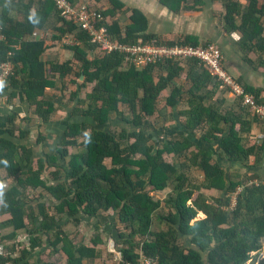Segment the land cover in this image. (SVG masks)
Returning a JSON list of instances; mask_svg holds the SVG:
<instances>
[{"label":"trees","instance_id":"obj_1","mask_svg":"<svg viewBox=\"0 0 264 264\" xmlns=\"http://www.w3.org/2000/svg\"><path fill=\"white\" fill-rule=\"evenodd\" d=\"M68 1L76 8L84 4L79 0ZM158 1L173 12L189 2ZM245 1L242 6L237 0H222L224 29L239 34L236 45L241 59L254 70L260 68L264 72V0ZM108 2L110 7L105 11L95 5L91 8L101 12L112 39L119 43H134L138 38L164 43L145 34L147 18L138 9L128 11L129 23L121 33L115 18L123 5L118 0ZM191 4L190 8H199L203 0H191ZM51 15L56 19L51 28L54 33L47 36L51 41L70 33L84 47H93L88 35L76 23L59 14L53 0H0V34L4 37L0 43V63L12 52L10 60L14 65L8 81L13 90L9 101L19 96L21 102L30 104L35 115L48 121L61 105L54 103V96L48 95L46 89L57 88L56 82L60 80V90L65 91L68 86L65 78L73 76L70 82L76 90L68 96L74 102L71 113L73 117H82L67 123L55 147L60 159L67 161L56 165L50 172L51 180L47 181L42 171L47 159L55 162L56 156L34 157L29 144L21 141L29 138L30 131L17 125V114L0 115V172L3 170L12 179L8 188L3 189L0 203V218L8 216L0 220V232L12 228L9 235L0 234L3 249L0 264H31L27 261L29 255L47 241L51 248L49 254L63 252L67 264H95L100 256L95 246L102 244L99 227L91 238V247L75 246L63 231L62 222L68 217L71 223L77 224L82 216L95 218L108 210L116 212L119 222L112 237L120 255L118 264H137L141 254L153 257L158 264H245L250 253L256 256L264 249V184L244 185L230 208V193L239 180L226 176L211 147L216 143L214 148L219 159L232 161H245L255 149L260 151L261 146L244 145L241 141L239 132L247 130L249 120L243 116L246 113L239 106L240 101L237 99L236 110L227 109L224 114L215 105L206 106L204 98L218 84L196 60L159 64L165 75L159 74L157 78L155 65L137 69L127 64L119 53H99L89 59L78 45L69 47L76 63L45 62L41 58L47 49L45 41L30 38L33 32L47 29ZM180 42L199 45L196 38L189 36ZM249 54L255 57V64ZM186 63L188 89L174 83ZM81 75L84 79L79 83ZM235 81L259 102L264 89ZM168 85L172 87L164 98V106L173 109L181 103L187 104L186 110L179 111L184 117L179 122L190 131L161 141L149 134L151 124L145 117L157 114V105L162 101L160 93ZM83 89L88 92L80 98ZM124 109L132 117H125ZM114 119L120 122L118 133L107 128ZM222 122L227 124L226 128ZM198 129L203 132L197 140L208 143V148L199 146L191 138ZM39 133L38 142L44 139ZM167 155L184 157L185 167L199 168L203 172L202 183H192L184 167L176 168L172 160L167 161ZM2 180L0 175V183ZM167 187L172 192L163 201L154 198L153 191ZM201 188L215 189L222 194L209 202ZM161 208L167 210L164 215L158 214ZM160 224H164V230L154 228ZM21 232L26 234L27 243H16L19 249L15 244L5 247L6 239L11 240ZM181 238L189 240V245L182 247ZM17 249L16 258L5 253ZM59 256H55L57 264ZM261 260L264 264V257Z\"/></svg>","mask_w":264,"mask_h":264},{"label":"crops","instance_id":"obj_2","mask_svg":"<svg viewBox=\"0 0 264 264\" xmlns=\"http://www.w3.org/2000/svg\"><path fill=\"white\" fill-rule=\"evenodd\" d=\"M79 1L83 2L84 4H89L90 6L95 5L102 11H105L110 7L108 0H99V1L79 0ZM118 1L123 5V7L121 8V11L117 13L116 15L117 17L115 19L118 21L121 33L125 25L129 23L128 11L132 9H138L147 18V30L145 34L151 35L152 37L167 43L180 42L185 37L189 36L196 38L199 45L204 43L207 44L211 42L213 44H218L224 57V63H226L228 67V69L226 67V70L234 79L239 81L241 84L247 85L254 89L256 88L264 89V72L262 70L260 71L254 70L251 66L247 65L239 55L238 47L236 45L237 40L239 39V34L237 32H227L224 29V21L222 19V14L224 13V11L223 13H221L223 9L222 0H203V5L199 8L196 7L194 9L190 8L192 4H191V0H189V2L183 4L181 9L177 12H173L169 10L167 7L163 6L158 0H118ZM237 1L242 6L246 3L245 0H237ZM122 11H124V13L121 14ZM17 19L20 20L21 19L20 16H18ZM219 19H221L222 21L221 23L223 24V26L221 24V26L223 27V32L222 29L218 30V27L216 25L217 23L216 20L218 21ZM106 20L109 24H111V19L109 16L106 17ZM55 22H56L55 16L51 15L49 21L47 22V26H46L47 29L41 31L43 35L44 34L46 35L44 40L47 45V49L41 56L43 61L45 62L56 61L60 64L76 63L74 59V52L69 48L70 46H74V45H78L82 49H84L89 59H93L98 56V54L94 53L95 51L93 47H89V48L84 47L75 38V36L70 33H66L64 36L61 37L60 40H57L55 42L51 41L47 36L48 34L54 33V31H52L51 28L53 27ZM65 41H67L68 43H65ZM248 57L251 60H253L254 58L253 55L252 57L248 55ZM191 61L188 60L186 62L188 63ZM187 63L182 65L183 72H181L180 78L183 74L185 76V84H187L186 86H188V84L190 86V81L186 78L187 70L189 69ZM72 77L73 76H69L65 78V81L67 82L68 85V90L67 89L65 91L60 90V84H59L61 82L60 80L56 82L57 88L46 89V93L48 95L54 96V103H56V105L58 106L61 105L62 107V108L61 107L56 108L57 110L55 109L52 112L48 121H43L40 117L35 115L30 104H28L27 102H21L19 96H15L14 98L11 99V101H9V95L13 90L8 86V84L6 85L7 87H4L0 91V115L16 113L17 118L15 122L17 123V125H19V127L22 129H28L30 131L29 138L21 141L31 144L33 156L35 157L42 156L41 153L54 154L57 158L55 161L56 165H59L60 163V156L55 151V147L58 145L59 138L63 133L67 123L82 119L81 116L73 117L71 113L74 104H71L70 100L68 99L69 94L67 95V92L68 91L73 92L76 90V87L73 86L72 82H70V79ZM82 79L83 76L81 75L78 78V82L82 83L83 81ZM189 86L186 89H188ZM85 92H88V89L85 90L83 89L79 93V97L83 98ZM226 93L229 94L228 92ZM229 95L228 97L231 96ZM167 96L168 94L166 93L165 97ZM66 99H68V101ZM258 99L259 102L257 103L264 106V90H261ZM230 103L231 106L226 108L236 110L237 107H234L233 105L234 103L232 104V99H230ZM186 109H187V104L184 110ZM245 113L246 115L244 114L243 116H245V118L249 120V122H248L247 130L246 131L241 130L239 132L241 141L244 145L254 144V146H261L260 151H257V149H255V152L252 155L250 154L245 161H232V160H227V159L224 160L218 158L219 163L225 170L226 176L230 179L232 178L233 180L235 179L239 180V184L231 192L237 194H239L240 192L242 193L244 185L248 183L264 184V124L258 117H253L249 112H247L246 109H245ZM181 129L183 130L182 133L183 132L188 133L190 131V129H184L182 126ZM43 130L46 133L47 140L43 141L42 143L37 142V144H35L33 139L36 137V134H38L39 131L42 132ZM58 131H60V133H58ZM191 138L195 140V143L198 142V140L194 139V137L191 136ZM215 145L216 143H214V146ZM201 146L205 148L209 147L208 143H204V142L201 144ZM37 149L42 152H37L38 151ZM50 163L52 164V162ZM207 190L208 191L211 190L212 193L218 192L215 189H207ZM157 193H160V191L152 192V194L155 195H157ZM237 194H235V199ZM233 202H235V200ZM113 217L116 218L115 221L113 220ZM7 218L8 216L5 215L2 217V219L0 218V220H5ZM117 223L119 222L117 220L116 212L112 210H108L104 213V215L99 214L95 218L92 217L88 218L82 216L79 218L77 224L71 223L70 219L68 217H65L64 221L62 222L63 225L62 229L68 235L69 239L73 242L75 246L85 245L91 247L92 237L91 236L88 237V233L90 231L94 232L96 231L95 229L97 227H100L99 232H101L102 244H98L97 246H95L97 253L100 252V256L98 259H96V261L97 260L100 261L105 252L104 250L105 242L109 240L113 241L112 237L114 235L115 227L117 226ZM106 226L110 229H108V231L106 230L107 233L104 234L102 230ZM162 226L164 225L160 224L158 227L155 226L154 228L156 230L157 229L159 230V228H162ZM72 228H78L77 229L78 232H76L77 234L75 233L74 236H71L72 234L70 233ZM11 231L12 228L7 227L5 229H2L0 234L2 236H7L11 233ZM21 234L22 232L18 233V236L14 237L11 240L6 239L4 242L5 247L15 244V247L19 249V245L16 243H19V240H21L20 239ZM24 235L22 237H24ZM75 235H78V238H76ZM45 239L46 237H43L44 241ZM46 244L47 247L49 248L50 246L49 241H47L44 245ZM18 249L12 252H5V253L7 255H10V258L13 259L19 255ZM45 250H46L45 247L37 248L36 250H33L32 253L29 255L27 261L31 264H57V260L55 256L60 255L58 264H67L66 263L67 258L63 252H59L57 253V255L56 254L54 255L52 253L46 255L44 253ZM48 252H50V250H48ZM45 257H51L52 260L51 261L48 259L45 260ZM4 264H11V263L6 262Z\"/></svg>","mask_w":264,"mask_h":264},{"label":"built area","instance_id":"obj_3","mask_svg":"<svg viewBox=\"0 0 264 264\" xmlns=\"http://www.w3.org/2000/svg\"><path fill=\"white\" fill-rule=\"evenodd\" d=\"M56 10L63 17L72 20L89 37L96 54L119 53L127 64L137 69L149 65L163 64L166 61L179 62L196 60L198 64L214 79L219 90H225L232 97L240 101V106L247 110L253 117H258L264 124V106L258 104L250 94H246L243 88L227 72L224 67V57L221 49L213 44L192 46L182 42L173 44L144 41L138 38L134 43H119L112 39L104 23V17L99 10L92 9L89 4L73 7L68 0H53ZM33 39L44 40L46 35L40 32L31 34ZM4 40L0 34V43ZM45 41V40H44ZM65 43H68L65 41ZM12 52H8L6 61L0 63V81L4 87L9 83V78L14 73V65L10 58ZM3 87V88H4ZM2 88V89H3ZM0 89V91L2 90ZM261 137V135H260ZM3 252L0 245V253ZM118 259L120 261L119 252ZM137 264H158L153 257L141 255Z\"/></svg>","mask_w":264,"mask_h":264},{"label":"rangeland","instance_id":"obj_4","mask_svg":"<svg viewBox=\"0 0 264 264\" xmlns=\"http://www.w3.org/2000/svg\"><path fill=\"white\" fill-rule=\"evenodd\" d=\"M6 1H8V0H6ZM219 13H220V11H219ZM221 13H223V9H222V12ZM216 25H217V27H218V30H221L222 29V32H223V24L221 23L222 21H221V19H219L218 21L216 20ZM221 24H222V26H221ZM263 26H264V22H263ZM47 34V33H46ZM32 38V37H31ZM33 39V38H32ZM38 40V39H37ZM212 43V42H211ZM215 45H217L218 47H219V45L218 44H215ZM251 57H252V54H249ZM263 57H264V55H263ZM255 61V57L253 58V62ZM254 64H255V62H254ZM159 64H157V66L155 65L154 66V76L157 78V77H159L158 75L159 74H163V69L160 67V66H158ZM224 67L226 68L227 67V65H226V63H224ZM227 69H228V67H227ZM261 69H259V71H260ZM186 74V73H185ZM163 75H165V70H164V74ZM83 79H84V77H83ZM82 79V80H83ZM81 80V81H82ZM174 83L176 84V85H178V86H183L185 89L189 86V84H188V86H186L187 84H185V76L182 74V76H181V78H180V76H179V78L178 79H176L175 81H174ZM8 84V83H7ZM60 84V86L62 85L61 84V82L59 83ZM184 84V85H183ZM5 87H7V86H5ZM171 87H172V85H168L167 86V90L165 89V90H163L161 93H160V95H162V101L161 102H159V104L157 105V114H155V115H153V116H148V117H145L146 118V122H149L150 124H151V130L150 129H148L149 130V134H151V135H153V136H158L159 138H160V140L161 141H163V140H166V139H169V138H177L178 137V134H180L183 130L181 129V124H180V119H184V117H181L180 115H179V111H184V109L186 108V104H184V103H181L180 105H178V106H176L175 108H173V109H169V108H167V107H165L164 106V98H165V96H166V93L168 94V92L170 91V89H171ZM209 87L210 88H212L213 87V85H211V84H209ZM209 88V89H210ZM67 90H68V86H67V88H66ZM60 93V92H59ZM71 92H67V95L68 94H70ZM228 95L229 94H227L226 93V91L225 90H219L218 89V87L214 90V92L212 93H210L209 95H208V97H205L204 98V100H203V103L206 105V106H208V105H210V104H212V105H215L214 107L220 112V113H222V114H224L225 113V111L227 110V108L226 107H229V106H231V103H230V99H232V104L234 105V107H237V101H236V98H234V97H232V96H230V97H228ZM59 96V95H58ZM67 101H68V99H66ZM66 101V102H67ZM70 102H71V104L73 103V100H70ZM63 103V102H62ZM164 108V109H163ZM160 110V111H159ZM124 111H125V113H126V115H125V117H132V115H130V113L128 112V111H126L125 109H124ZM159 111V112H158ZM160 113H162V114H160ZM164 114V115H163ZM112 124L111 125H108V127L107 128H110L112 131H115V132H117L118 133V131H119V127H120V122H119V120L117 119H114L112 122H111ZM222 124L224 125V127L226 128V125L227 124H224L223 122H222ZM206 125V124H205ZM123 126H125V127H128V124L127 123H123ZM206 128V127H205ZM205 128L203 129V130H205ZM203 130L202 129H198V130H196L195 131V134H194V137L196 138V140L197 139H201L199 136L201 135V133L203 132ZM58 133H60V131H58ZM41 134L44 136V139L43 140H41V141H39V143H42L43 141H45V140H47V137H46V133L44 132V130L41 132ZM38 136H39V139H40V133H38V134H36V137L33 139V141H34V143L35 144H37V139H38ZM198 140V142H197V144L199 145V146H201V144L204 142V141H199ZM29 144V146L31 147V144L30 143H28ZM211 147L213 148V154H214V158L216 159V160H219L218 158H220V156H219V154L216 152V150H215V148H214V146H212L211 145ZM195 149V148H194ZM38 150V149H37ZM37 152H42V151H37ZM189 153V152H188ZM188 153H184V155H186V154H188ZM41 155L45 158V159H47V156L44 154V153H41ZM48 155V154H47ZM183 155V156H184ZM35 157V156H34ZM166 159H167V161H169V162H171V160L173 161V163L175 164V167L176 168H178L179 170H181L183 167H184V169H183V171H185V174H187L188 175V178H190L191 179V182L192 183H194V184H197V185H200L201 183H202V181H203V172L199 169V168H197L196 166H194V165H192V166H187V167H185V165H187V160L185 161V159L186 158H184V157H181V156H174V157H172V158H170L168 155H167V157H165ZM66 161H67V159H63V160H61L60 159V163H59V165H62V164H65L66 163ZM50 162H52V164L50 163ZM56 162H53V161H49L48 159H47V163H45V166H44V170L42 171V173H43V177L47 180V181H49V180H51V171L55 168V166H56V164H55ZM201 172H202V174H201ZM1 174V177H3V180H2V183L4 184V188H8V186L11 184L10 182H11V178H8L6 175H4L5 173H4V171L3 170H1V172H0ZM147 189H148V187H147ZM172 189L170 188V187H167V188H165L164 190H162V191H160V193H157V195H155L154 194V198H159L160 200H164L167 196H168V194H170L172 191H171ZM240 190H242V189H240ZM200 191H202V193L206 196V198H207V200L209 201V202H213V200L215 199V198H217L218 196H220L222 193H220V192H215V193H212V191L210 190V191H208L207 189H204V188H201V190ZM235 194H237V193H231L230 194V196H231V199H232V204L230 205V208H232V206L234 205V200H235ZM47 202H48V200H47ZM225 208H228V206H224V209ZM230 208H228L227 210H230ZM167 212V210L166 209H164V208H161V209H159L158 210V214L159 215H164L165 213ZM104 215V214H103ZM115 217H113V220L115 221ZM162 225H164V224H162ZM100 228V227H99ZM164 228H165V226H162V228H159V229H161V230H164ZM77 229L78 228H72L71 229V236H74V234L76 233V232H78L77 231ZM108 229H110V228H108L107 226L102 230L103 232H104V234H106L107 233V231H108ZM114 229V228H113ZM95 230H97V229H95ZM107 230V231H106ZM94 233H97V231H90L89 233H88V237H92L93 236V234ZM77 234V233H76ZM24 235V233H22L21 235H20V239L21 240H19L20 242H23V243H27V241H26V235H24V237H22ZM114 235H115V232H114ZM102 236H105V235H102ZM75 237L76 238H78V235H75ZM86 237V236H85ZM87 237V238H88ZM138 240H140V239H136V241H138ZM181 246L182 247H184V245L186 246V245H189V240H187V239H185V238H181ZM179 244V245H180ZM43 247H45V254L46 255H48L49 254V252H48V250H50L51 251V248H48L47 247V244L46 245H44ZM104 250H105V252H104V255H103V257H102V259L99 261V260H97L96 261V264H118L119 263V259H118V254H117V248L115 247V244H114V242L112 241V240H109V241H107V242H105V248H104ZM141 254V253H140ZM142 255V254H141ZM255 254L254 253H250V259L249 260H247L246 261V263L245 264H262V260H261V258H263L264 257V249H262V250H260L259 251V253L256 255V256H254ZM52 260V258L51 257H45V260Z\"/></svg>","mask_w":264,"mask_h":264},{"label":"clouds","instance_id":"obj_5","mask_svg":"<svg viewBox=\"0 0 264 264\" xmlns=\"http://www.w3.org/2000/svg\"><path fill=\"white\" fill-rule=\"evenodd\" d=\"M4 87L3 81H0V89H2ZM3 189H4V184L0 183V203L3 202L2 198H3Z\"/></svg>","mask_w":264,"mask_h":264}]
</instances>
